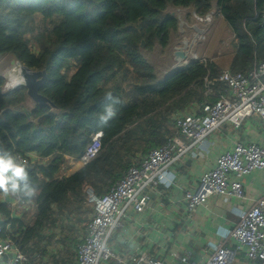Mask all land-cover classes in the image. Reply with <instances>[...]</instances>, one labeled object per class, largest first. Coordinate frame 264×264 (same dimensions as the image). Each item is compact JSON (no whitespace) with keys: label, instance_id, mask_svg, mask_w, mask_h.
I'll list each match as a JSON object with an SVG mask.
<instances>
[{"label":"trees","instance_id":"obj_1","mask_svg":"<svg viewBox=\"0 0 264 264\" xmlns=\"http://www.w3.org/2000/svg\"><path fill=\"white\" fill-rule=\"evenodd\" d=\"M171 8L201 18L216 9L235 38L230 70L249 73L264 62V0H0V57L46 70L41 93L55 105L29 107L27 89L5 90L6 78L0 76V150L29 159L25 167L35 192L17 194L35 199L37 210L30 222L16 220L3 193L0 209L11 226L8 236L29 264H72L66 247L79 241L66 234L69 228L83 231L93 213L86 208L85 188L105 194L152 149L165 145L174 135L175 117L209 101L207 80L212 91L225 88L217 81L223 70L212 60L162 79L148 63L141 44L149 51L157 43L166 48L179 27ZM109 93L121 104L117 116L100 126ZM20 104L30 108L33 120L3 111ZM97 132H103L98 157L65 173L67 158L78 160ZM60 220L75 224L57 228ZM55 229L63 233L64 247L49 256L42 243L52 241Z\"/></svg>","mask_w":264,"mask_h":264},{"label":"built area","instance_id":"obj_2","mask_svg":"<svg viewBox=\"0 0 264 264\" xmlns=\"http://www.w3.org/2000/svg\"><path fill=\"white\" fill-rule=\"evenodd\" d=\"M198 61L205 60L195 57L177 67ZM217 81L229 89L230 96L221 95L217 101L204 104L200 114L176 118L178 135L169 138L165 145L152 149L139 166L130 167L107 193L90 195L94 213L86 224L85 240L78 246L76 264H162L146 255L118 256L113 252L109 240L122 226L126 212L131 209L143 212L152 189L170 186V167L184 162L189 156H201L209 136L223 124L240 127L251 116L264 120V62L249 73L224 70ZM207 86V94H210V82ZM5 87L8 90L16 88L9 82ZM102 139L103 132L95 133L76 165L83 167L94 161L102 151ZM17 159L24 165L29 164V159L25 157L18 156ZM69 163L73 164L74 160L71 159ZM256 170L264 173L263 147L238 144L234 150L222 153L215 168L204 174L196 190L185 194L189 211L204 206L216 195L244 198L240 178ZM23 205L24 202H20L19 206ZM6 221L0 209V260L6 258L5 264H27L28 256L19 248L17 241L7 234L9 227L5 225ZM231 237L236 245L219 246L205 264H264V196L254 207L240 215L239 224ZM243 259L247 263H242Z\"/></svg>","mask_w":264,"mask_h":264},{"label":"crops","instance_id":"obj_3","mask_svg":"<svg viewBox=\"0 0 264 264\" xmlns=\"http://www.w3.org/2000/svg\"><path fill=\"white\" fill-rule=\"evenodd\" d=\"M233 53L234 49L229 57L228 67L215 62V58L212 61L219 65L221 70H230ZM195 57L199 60H210L211 56H208V52L205 51L203 54L192 53L189 58L193 60ZM175 64L172 71L178 68L180 63ZM206 82H210V87L213 86L212 81ZM205 95L209 101L175 117L174 129H176V118L200 114L204 104L217 101L221 95L230 96L231 93L225 86L221 91H212L211 88L210 94H207L206 90ZM172 132L173 136L178 135L177 129ZM205 144V149L198 158L189 156L184 162L170 167L168 172L170 186L162 185L152 189L148 194L149 202L143 212L138 213L132 209L126 212L122 226L111 235L109 240L116 255L127 258L146 255L162 264H205L219 246L236 245L231 234L239 224L240 215L254 207L256 202L264 196V173L256 170L240 178L245 191V197L242 199L216 195L212 196L204 206L189 211L185 194L196 190L204 174L215 168L222 153L234 150L238 144L264 148V120L259 116H251L246 118L240 127L225 123L209 136ZM141 161L134 166H139ZM69 162L67 160L65 173L71 174L81 168L79 165L71 164V166ZM87 189L89 187L85 188L86 194ZM5 196L10 198L8 203L12 206V216L15 213L14 219L26 222L34 219L37 210L35 199L25 200L17 193ZM20 202H24L21 207ZM5 225L11 228L10 225ZM84 228L78 244L82 243L87 235L86 225ZM59 244H61L59 251H62L64 245ZM72 246L69 244L66 248L72 255V264H76L77 249ZM6 261L7 259L4 258L0 260V263L5 264ZM242 263L247 262L243 259Z\"/></svg>","mask_w":264,"mask_h":264},{"label":"rangeland","instance_id":"obj_4","mask_svg":"<svg viewBox=\"0 0 264 264\" xmlns=\"http://www.w3.org/2000/svg\"><path fill=\"white\" fill-rule=\"evenodd\" d=\"M168 12L173 16H176L179 22V27L177 30H173L171 32L168 47L163 48L157 43L154 49L149 51L147 50L144 42L141 44V50L143 51L144 57L147 59L148 63L154 67L160 79L167 76L174 69L176 65V50L179 48H184L187 42L189 45L192 44L194 38L196 35H198L196 30H201L202 33L198 35L197 41L192 44L191 47H189L190 52L194 54L201 52V54H203L205 51H207L208 56H211L209 58L210 60L215 58V62L221 64L223 67H228L227 63L230 60L229 57L231 56L235 38L226 22L215 14L217 12L216 9L213 8V10L208 13V15L202 18L198 17L190 10L171 8L168 10ZM16 62L17 61L10 55L0 57V76L6 78V84L10 81V79L6 76V73L10 69H13V66ZM73 70H75L74 67ZM5 90L8 89L5 87ZM26 103L29 107L34 108V104L30 99H27ZM172 130L174 132L176 131L174 128ZM71 159L74 160L73 166H75L77 164V159L70 157L67 158L69 161ZM86 202L88 203L86 208H93V204L90 203V197L88 195ZM72 223L75 224L74 221L64 223L60 220L57 224V228L61 227L62 224L69 228V224ZM69 230L70 233L66 235L75 234L77 235L79 241L80 236L83 235L82 231L80 232L78 230L77 232L76 228H69ZM54 233H56V236L52 239V241L49 242L47 240L48 238H45V241L42 243L43 246H46L50 252L49 256L54 253L57 254V251H59L61 248V244L59 243H61L60 238L62 237L63 233L59 230L57 231L56 229L54 230ZM77 244L78 243H76V245ZM80 244L77 246L75 245L77 249L76 255L78 254V246Z\"/></svg>","mask_w":264,"mask_h":264},{"label":"clouds","instance_id":"obj_5","mask_svg":"<svg viewBox=\"0 0 264 264\" xmlns=\"http://www.w3.org/2000/svg\"><path fill=\"white\" fill-rule=\"evenodd\" d=\"M191 55L192 53H190L189 57H191ZM185 61L192 60L188 58L183 62ZM193 63L196 62H192L191 64ZM20 86L24 87V84H20L16 86V88ZM106 100L108 101V103L105 104L102 112L99 115L98 123L100 126L107 125L110 120L117 116L119 111V108L117 106L121 104L120 99L112 96V94L110 93L106 96ZM34 192L35 189L30 183V177L28 172L26 171L25 165L21 163L11 152L0 150V193H3L5 195L9 193H23L25 196L31 197Z\"/></svg>","mask_w":264,"mask_h":264},{"label":"water","instance_id":"obj_6","mask_svg":"<svg viewBox=\"0 0 264 264\" xmlns=\"http://www.w3.org/2000/svg\"><path fill=\"white\" fill-rule=\"evenodd\" d=\"M197 34H201V30H196ZM198 35L194 38L192 44L197 41ZM189 45L187 42L184 48H179L175 52V61L177 63H182L184 60L188 59L190 56ZM21 67V73L24 76L25 82L24 87L27 89V96L33 102V104L47 109H52L55 107L54 103L45 95L41 93V89L46 85L48 81V73L46 70H33L20 62H16ZM10 110L15 114H24L29 120H33V114L30 108L26 104H20L17 106H7L3 111ZM87 195L96 196L93 189L89 188L87 190ZM7 202H10V198H6ZM15 217V213L13 214Z\"/></svg>","mask_w":264,"mask_h":264},{"label":"bare ground","instance_id":"obj_7","mask_svg":"<svg viewBox=\"0 0 264 264\" xmlns=\"http://www.w3.org/2000/svg\"><path fill=\"white\" fill-rule=\"evenodd\" d=\"M7 78L10 79L9 83L11 82V84L18 86L20 84H23L25 82L24 80V76L21 73V67L15 63V65L13 66V69H10L7 73H6Z\"/></svg>","mask_w":264,"mask_h":264}]
</instances>
